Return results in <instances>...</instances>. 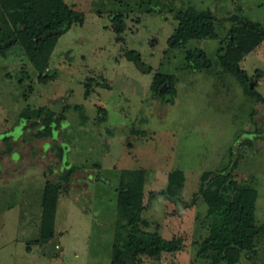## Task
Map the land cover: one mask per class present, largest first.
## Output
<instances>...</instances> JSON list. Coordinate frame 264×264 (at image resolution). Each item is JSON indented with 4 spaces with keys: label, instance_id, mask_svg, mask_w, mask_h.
Masks as SVG:
<instances>
[{
    "label": "rangeland",
    "instance_id": "rangeland-1",
    "mask_svg": "<svg viewBox=\"0 0 264 264\" xmlns=\"http://www.w3.org/2000/svg\"><path fill=\"white\" fill-rule=\"evenodd\" d=\"M64 1L83 21L59 38L41 74L20 44L0 54V264H112L128 233L120 228L127 222L119 218V190L138 173V228L178 240L181 250L133 264H212L197 256L207 237V206L193 199L203 174L240 157L232 179L256 191L255 224L264 225V103L257 100H264V0ZM185 11L208 15L213 26L170 48L176 15ZM113 14L121 15V34ZM246 24L261 37L238 62L254 92L219 63ZM189 52L205 58L188 60ZM157 74L173 78L172 97L166 83L161 94L150 90ZM48 118L61 119L50 136ZM173 172L183 181L169 183ZM47 183L60 189L53 235L43 242ZM166 191L178 202L157 195ZM219 264H264V232L252 251L230 248Z\"/></svg>",
    "mask_w": 264,
    "mask_h": 264
},
{
    "label": "trees",
    "instance_id": "trees-1",
    "mask_svg": "<svg viewBox=\"0 0 264 264\" xmlns=\"http://www.w3.org/2000/svg\"><path fill=\"white\" fill-rule=\"evenodd\" d=\"M178 25L168 39V46L176 48L184 45L189 40H198L208 35L213 26V19L206 14L195 15L190 11L179 12L176 15ZM82 14L72 10L64 0H0V54L9 49L8 43L20 44L26 50L27 56L35 69L41 74L47 68L49 57L59 38L64 35L73 23L81 24ZM112 23L115 24L114 31L117 34L123 32V22L120 14H113ZM251 24L244 25L238 33L233 34L232 46L221 56L219 63L227 71L240 75L249 89L246 82L245 71L238 70V62L242 57L252 52L260 43L261 37ZM6 27L5 33L2 28ZM3 32V33H2ZM249 40L243 44V40ZM196 54L197 57L205 58L203 53L189 52L188 60ZM129 61L137 62L139 56L129 52ZM196 70L198 66L191 65ZM204 68V67H203ZM167 84V91L164 95L174 94L173 78L168 75H155L150 90L158 95L159 90ZM254 92V91H250ZM257 100L264 103L258 95ZM41 111L38 113L40 114ZM61 119H45L43 124L46 134L50 136V124L58 126ZM55 126V127H56ZM242 145L252 147L250 140ZM240 158V157H239ZM237 158L231 161V166L215 172L203 174L200 189L193 197L195 200L200 196L206 206V219L203 224L207 230L198 258L209 260L212 264H219L224 261L225 253L230 248L240 252H250L255 248L256 237L264 232V225L255 224V202L256 191L254 189H239L232 179V171L237 166ZM123 173L121 181L125 180ZM142 173L136 175L135 181L123 182L118 194L119 218L126 221L122 229L128 233L120 246H115L112 264H133L138 256L155 257L162 253H172L181 250L180 242L176 239L166 240L157 233L141 230L137 226L140 206V192ZM169 183L183 181L181 172H173L168 176ZM58 184L47 183L42 199V223L41 238L43 242L49 240L53 235V219ZM157 195L165 197L173 203L178 200L172 193L160 192Z\"/></svg>",
    "mask_w": 264,
    "mask_h": 264
},
{
    "label": "water",
    "instance_id": "water-1",
    "mask_svg": "<svg viewBox=\"0 0 264 264\" xmlns=\"http://www.w3.org/2000/svg\"><path fill=\"white\" fill-rule=\"evenodd\" d=\"M136 64H137V66L140 68V70L141 71H143V72H148V68H146V67H144L140 62H136ZM167 85H165V87H166ZM164 87V88H165ZM253 87V83H251L250 85H249V88L251 89ZM164 88H161L160 89V91H159V94H161L162 93V90L164 89Z\"/></svg>",
    "mask_w": 264,
    "mask_h": 264
}]
</instances>
